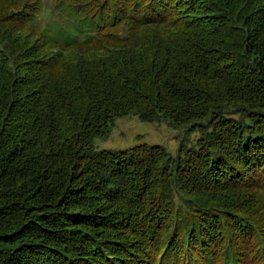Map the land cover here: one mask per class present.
I'll return each instance as SVG.
<instances>
[{
	"label": "trees",
	"instance_id": "obj_1",
	"mask_svg": "<svg viewBox=\"0 0 264 264\" xmlns=\"http://www.w3.org/2000/svg\"><path fill=\"white\" fill-rule=\"evenodd\" d=\"M44 1L0 0V264H264V0ZM130 115L197 144L99 151Z\"/></svg>",
	"mask_w": 264,
	"mask_h": 264
},
{
	"label": "rangeland",
	"instance_id": "obj_2",
	"mask_svg": "<svg viewBox=\"0 0 264 264\" xmlns=\"http://www.w3.org/2000/svg\"><path fill=\"white\" fill-rule=\"evenodd\" d=\"M63 20H67V15L58 8L57 0H45L36 25L44 27L52 22L61 24ZM198 137V132L191 133L187 128L175 129L168 122H143L138 116L130 115L120 118L112 127L108 138L97 140L96 147L99 151L120 152L130 150L138 145L161 146L176 157L181 145L184 144L187 148H192L197 144ZM175 202L176 207L186 210V206L180 198L176 197ZM257 215L258 219L263 217L261 212H258ZM239 224L238 220L234 221L230 230L239 242L247 244L246 248L251 250V261L254 262V260L256 261L254 250L258 247V240L251 239V235L239 231ZM221 226H228V223ZM215 236L218 240L220 239L216 234Z\"/></svg>",
	"mask_w": 264,
	"mask_h": 264
}]
</instances>
